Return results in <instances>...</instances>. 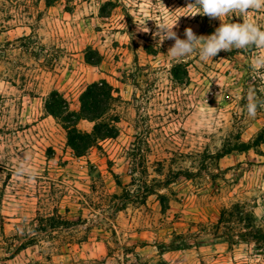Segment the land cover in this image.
<instances>
[{"label": "rangeland", "instance_id": "rangeland-1", "mask_svg": "<svg viewBox=\"0 0 264 264\" xmlns=\"http://www.w3.org/2000/svg\"><path fill=\"white\" fill-rule=\"evenodd\" d=\"M194 3L0 0V264H264V244L216 234L236 203L264 233V141L212 156L264 131V67L255 64L264 48L180 59L168 53L174 40L154 35L162 25L181 39L186 28L208 36L223 22L264 29V9L220 20ZM88 47L99 65L86 63ZM174 63L188 66L189 84L172 80ZM101 79L122 98L119 135L78 157L45 99L56 90L78 112L81 93ZM249 90L261 102L254 117ZM56 214L74 225L35 232Z\"/></svg>", "mask_w": 264, "mask_h": 264}, {"label": "trees", "instance_id": "trees-1", "mask_svg": "<svg viewBox=\"0 0 264 264\" xmlns=\"http://www.w3.org/2000/svg\"><path fill=\"white\" fill-rule=\"evenodd\" d=\"M45 1L47 5H51L56 0ZM109 6L114 7L115 5L109 1L101 7L100 13L103 17L109 16L110 11L107 10ZM127 16L129 18V15ZM151 48V46H145L148 54H152ZM85 60L89 65L97 66L102 62L103 56L98 50L88 47L85 51ZM170 75L176 84H189L190 76L188 66L185 63H174L170 69ZM121 101L119 90L106 79H101L87 85L81 93L79 98L80 110L78 112L72 111L69 107V102L56 90H53L45 99L44 108L46 113L59 121L65 129L67 145L78 157H82L92 148L99 146L101 141L117 138L119 135L118 124L120 116L116 108ZM81 121L93 123L92 130L85 131L80 129L78 125ZM263 141L264 131L253 143H240L212 156L220 159L234 151L249 150ZM186 176H189V174ZM161 198L162 205H164V197ZM165 208L166 206L164 205ZM253 222L252 214L242 204L236 203L229 208L225 207L221 211L218 224L216 225V234H225L230 242L253 241L256 244H264V233L254 229ZM72 225H74L72 221L63 219L56 214L40 218L38 223L40 229H36L35 232L47 233L49 230L55 231L71 227ZM28 243L24 245L28 246Z\"/></svg>", "mask_w": 264, "mask_h": 264}, {"label": "clouds", "instance_id": "clouds-1", "mask_svg": "<svg viewBox=\"0 0 264 264\" xmlns=\"http://www.w3.org/2000/svg\"><path fill=\"white\" fill-rule=\"evenodd\" d=\"M193 5L198 6L197 14L206 15L209 18H221L229 13L239 12L244 15L249 10L264 9V0H195ZM221 20V19H220ZM172 27L159 26V31L154 35L159 41L174 40L168 53L174 58H185L193 53H198L200 60L207 61L217 56L221 51H231L233 48L244 49L250 46L264 48V29L257 24L243 21V23H222L215 29L214 34L208 36H196L191 28L184 30L185 39L177 36ZM255 64L264 67V57H257ZM245 105L247 115L254 117L257 108L261 105L254 90H249ZM28 173V179L34 180L35 176L27 168L17 170L18 175Z\"/></svg>", "mask_w": 264, "mask_h": 264}, {"label": "crops", "instance_id": "crops-1", "mask_svg": "<svg viewBox=\"0 0 264 264\" xmlns=\"http://www.w3.org/2000/svg\"><path fill=\"white\" fill-rule=\"evenodd\" d=\"M88 122V121H87Z\"/></svg>", "mask_w": 264, "mask_h": 264}]
</instances>
